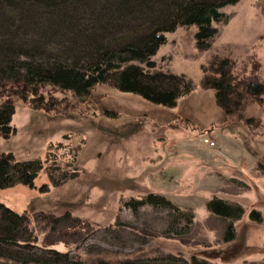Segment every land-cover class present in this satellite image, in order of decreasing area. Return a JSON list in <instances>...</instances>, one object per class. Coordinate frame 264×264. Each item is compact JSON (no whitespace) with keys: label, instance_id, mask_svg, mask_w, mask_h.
<instances>
[{"label":"rangeland","instance_id":"374dc122","mask_svg":"<svg viewBox=\"0 0 264 264\" xmlns=\"http://www.w3.org/2000/svg\"><path fill=\"white\" fill-rule=\"evenodd\" d=\"M223 12L227 19L215 25L217 33L207 50L195 45L194 28L180 27L165 34L166 43L151 57L153 70L184 76L193 90L178 99L181 107L177 115L169 116L170 122L165 124L168 154L160 153L158 147L144 164L129 169L132 172L125 166L127 160L121 156L118 160L113 150L109 151L112 142L123 149L127 145L124 138H116L121 132L109 126L122 124L123 118L108 121L102 109L123 112L142 107L139 109L154 116L156 105L106 86L96 88L85 102L50 86L26 95L28 101L16 98L13 88L6 89L3 98L10 93L15 109L9 135L0 136V153L10 152L16 160L38 158L44 171L59 167L54 176L59 182L65 180L59 178L62 171L73 170L75 176L53 187L41 172L36 188L18 184L0 189V203L28 216L34 249L65 253L79 264H95L99 259L114 264L125 258L149 260L169 254L185 260L213 256L217 257L212 260L215 263H264V223L246 218L237 221L239 236L227 244L222 240L224 224L205 207L213 196L242 201L264 194V174L257 170V162L264 158V95L242 97L240 105L231 107L225 116L226 126L212 124L201 130L203 136L216 142L214 149L201 142L198 124L189 122V115L181 112L202 122L216 116L211 103L214 91L204 90L202 85V68L207 70L214 61H230L235 83L264 82V0H239ZM127 109L120 117L129 114ZM126 118L128 123L122 127L130 136L137 127ZM65 133L68 136L61 137ZM72 150L76 158L70 166ZM161 161L163 167L154 170L157 165L153 163ZM115 167H120L121 175L113 174ZM130 178L132 181L126 182ZM43 183L47 186L37 189ZM122 186L130 189L122 192ZM150 191L193 212L194 221L187 233L181 237L164 235L170 221L165 209L143 205L134 210L126 205L132 195ZM39 212L55 217L70 212L73 216L71 221L54 226L37 217Z\"/></svg>","mask_w":264,"mask_h":264},{"label":"trees","instance_id":"16d2710c","mask_svg":"<svg viewBox=\"0 0 264 264\" xmlns=\"http://www.w3.org/2000/svg\"><path fill=\"white\" fill-rule=\"evenodd\" d=\"M238 1L0 0V136L9 135L15 109L10 93L7 92L6 99L3 98L6 89L13 88L16 98L27 100L29 93L36 94L38 89L50 86L70 92L85 102L96 88L106 86L156 105L154 116L139 109L142 107H133V111L126 108L129 114L125 116L137 127V131L130 136L126 135L124 128L128 119L120 117L126 109L123 112L109 107L102 109V116L108 121L123 118L122 124L111 123L109 126L121 132L116 134V138H124L127 145L123 149L112 142L109 151L113 150L118 160L121 156L128 161L125 166L129 172H132L129 169L135 170L138 165L144 164L158 147L160 153L168 154L164 146L168 140L165 124L170 122L168 118L177 115L181 107L178 99L189 96L193 87L184 76L153 70L151 57L166 43L165 34L180 27L194 28L195 45L199 50H207L217 33L215 25L227 19L223 9ZM230 66L228 59H222L211 63L207 70L202 68L203 89L214 91L211 103L215 106V113L220 110L219 114L202 122L181 110L189 115V122L198 124L200 131L212 124L218 125V128L226 126L229 122L225 116L230 113L231 107L240 105L242 97H252L257 93L264 95V82L235 83ZM187 109H191L190 105ZM137 111L140 113L136 114ZM100 127L112 133L110 128ZM201 132L205 135L204 131ZM67 136L65 133L61 137ZM70 153L68 164L73 166L76 154L73 150ZM153 164L157 165L154 170L158 171L164 161ZM43 165L38 158L16 160L12 153L1 152L0 189L18 184L36 188L35 181L41 172H45L53 187L75 177L73 170L69 173L62 171L59 178L65 180L59 182L54 176L60 168L48 167L44 171ZM257 170L264 174V158L257 162ZM114 172L122 174L120 167H115ZM129 181H132L131 178L126 180ZM46 186L43 183L37 189ZM124 189L130 188L120 187L122 192H126ZM126 205L134 210L143 205L167 210L170 215L164 232L167 237H181L194 221L192 211L182 209L153 191L132 195ZM256 206L264 207L263 193H258L254 200L231 201L213 196L205 202L207 211L224 224L222 240L227 244L236 241L239 236L235 228L237 221L246 218L256 224L264 223V210ZM39 213L37 217L54 226L71 221L73 216L70 212L59 217ZM28 219L25 213L19 214L0 203V264H79L65 253L34 249L36 242ZM244 232L243 227L242 237ZM240 244L243 245L244 241ZM213 259L217 257L191 256L185 260L169 254L149 260L125 258L114 264H227L225 261L215 263ZM95 264L112 263L99 259Z\"/></svg>","mask_w":264,"mask_h":264},{"label":"built area","instance_id":"2783aa9c","mask_svg":"<svg viewBox=\"0 0 264 264\" xmlns=\"http://www.w3.org/2000/svg\"><path fill=\"white\" fill-rule=\"evenodd\" d=\"M201 141H202V143L206 144L210 148L215 147V141L210 136H206V137L202 138Z\"/></svg>","mask_w":264,"mask_h":264},{"label":"crops","instance_id":"0c3cea01","mask_svg":"<svg viewBox=\"0 0 264 264\" xmlns=\"http://www.w3.org/2000/svg\"><path fill=\"white\" fill-rule=\"evenodd\" d=\"M220 112L218 111L216 114H219ZM216 150V149H215ZM217 150H219V149H217ZM237 168H239L238 166H237ZM240 169V168H239ZM218 173V172H217ZM218 174H220V173H218ZM221 175V174H220Z\"/></svg>","mask_w":264,"mask_h":264}]
</instances>
